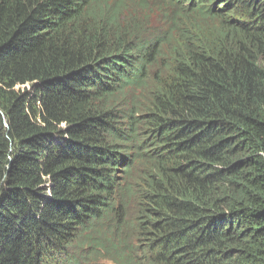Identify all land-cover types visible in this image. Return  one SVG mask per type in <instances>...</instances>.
<instances>
[{
	"label": "trees",
	"instance_id": "16d2710c",
	"mask_svg": "<svg viewBox=\"0 0 264 264\" xmlns=\"http://www.w3.org/2000/svg\"><path fill=\"white\" fill-rule=\"evenodd\" d=\"M161 1L0 0V264H264V0Z\"/></svg>",
	"mask_w": 264,
	"mask_h": 264
},
{
	"label": "rangeland",
	"instance_id": "374dc122",
	"mask_svg": "<svg viewBox=\"0 0 264 264\" xmlns=\"http://www.w3.org/2000/svg\"><path fill=\"white\" fill-rule=\"evenodd\" d=\"M124 4L129 6L128 10H139L141 9V12L143 15L148 17L150 20L155 19L156 15L158 14L160 7L162 5L161 0H123ZM141 101V108L144 110H150L152 108V100L148 97V95L143 94V97L140 98ZM131 232V230H129ZM133 232V230H132ZM132 242H136L135 238L132 239ZM100 264H114L113 262H110L109 260L102 259L100 261Z\"/></svg>",
	"mask_w": 264,
	"mask_h": 264
}]
</instances>
